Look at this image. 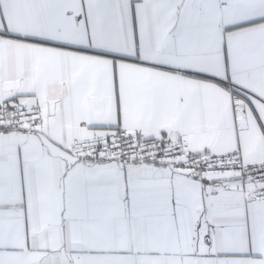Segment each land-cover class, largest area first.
Returning a JSON list of instances; mask_svg holds the SVG:
<instances>
[{"label":"snow or ice","instance_id":"6c2138e0","mask_svg":"<svg viewBox=\"0 0 264 264\" xmlns=\"http://www.w3.org/2000/svg\"><path fill=\"white\" fill-rule=\"evenodd\" d=\"M0 264H264V0H0Z\"/></svg>","mask_w":264,"mask_h":264}]
</instances>
